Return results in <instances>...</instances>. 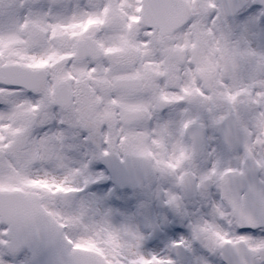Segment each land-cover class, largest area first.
Wrapping results in <instances>:
<instances>
[{
    "label": "rangeland",
    "instance_id": "rangeland-1",
    "mask_svg": "<svg viewBox=\"0 0 264 264\" xmlns=\"http://www.w3.org/2000/svg\"><path fill=\"white\" fill-rule=\"evenodd\" d=\"M186 1L197 17L164 40L140 25V0H0V63L48 73L34 93L0 87V188L36 194L75 247L109 262L223 264V243L242 241L264 264V230H234L219 183L226 167L238 169L248 156L261 164L264 181V13L250 1L225 20L216 16L215 0ZM85 36L99 50L96 61L74 60ZM196 42L201 53L192 62ZM119 77H137L140 86L122 95L112 88ZM61 83L73 94L68 109L49 104ZM158 100L165 110L156 109ZM123 109L139 121L124 126ZM229 113L249 138L234 153L215 136ZM106 116L115 123H104ZM192 123L206 127L205 152L199 163H183ZM109 152L146 155L155 172L137 193L118 192L96 157ZM187 173L197 184L209 180L210 190L167 210ZM152 227L161 236L150 245ZM3 233L0 227V264H30L26 255L9 260ZM173 244L183 246L184 260L170 254Z\"/></svg>",
    "mask_w": 264,
    "mask_h": 264
},
{
    "label": "water",
    "instance_id": "water-1",
    "mask_svg": "<svg viewBox=\"0 0 264 264\" xmlns=\"http://www.w3.org/2000/svg\"><path fill=\"white\" fill-rule=\"evenodd\" d=\"M143 24L146 26L158 16L161 22V33L168 34L183 26L189 17V8L182 0H143ZM218 13L232 16L239 12L245 0H217ZM264 9V0H255ZM163 26V27H162ZM86 54L80 53L77 58ZM91 57H93L90 54ZM45 80L43 71L30 72L15 65L0 68V84L17 86L27 90L40 88ZM135 80H117L115 88H135ZM63 104H69L70 97L63 99ZM129 117L128 122L136 120L134 113H124ZM226 124V123H225ZM225 126V125H224ZM189 136L193 143L194 158L202 151L203 137L192 133ZM220 134L225 144L235 148L243 142L235 136V132H225L221 127ZM112 181L119 188L135 189L151 174L149 162L136 156H126L123 162L110 155L101 156ZM259 166L253 159L245 160L242 174L229 172L223 177V193L229 202L232 215L239 229L256 230L264 228V186L258 180ZM187 196L194 195L195 188L191 182L183 183ZM243 195V196H241ZM186 196V197H187ZM0 224L6 226V242L3 247L6 252L16 257L26 251L32 264H110L93 251L72 248L71 243L63 235L62 227L56 223L49 213L39 204L34 195L20 190H0ZM157 236L153 232L150 242ZM224 247V262L226 264H260L254 260L256 254L247 249L242 243ZM176 247H172L175 250Z\"/></svg>",
    "mask_w": 264,
    "mask_h": 264
}]
</instances>
